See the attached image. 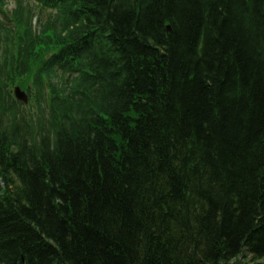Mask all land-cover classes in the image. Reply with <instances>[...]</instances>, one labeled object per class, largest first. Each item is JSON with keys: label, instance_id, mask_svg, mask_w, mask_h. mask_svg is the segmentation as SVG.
Returning a JSON list of instances; mask_svg holds the SVG:
<instances>
[{"label": "trees", "instance_id": "trees-1", "mask_svg": "<svg viewBox=\"0 0 264 264\" xmlns=\"http://www.w3.org/2000/svg\"><path fill=\"white\" fill-rule=\"evenodd\" d=\"M37 1L0 64V264H264V0Z\"/></svg>", "mask_w": 264, "mask_h": 264}, {"label": "rangeland", "instance_id": "rangeland-1", "mask_svg": "<svg viewBox=\"0 0 264 264\" xmlns=\"http://www.w3.org/2000/svg\"><path fill=\"white\" fill-rule=\"evenodd\" d=\"M7 3H10V4H8L6 7H4V10H3L4 12H5V11L13 10V8H14V5H13L14 2H13L12 0H7ZM33 25H34V26H37V23H36L35 20L33 21ZM19 34H20V33H18L17 35H19ZM12 39H13V41H14L15 38L13 37ZM18 43H19V42H17V45H18ZM21 54H22V53H20V55H21ZM8 72L10 73L9 70L6 71V73H8ZM18 83H19V82H18ZM23 84H25V85L27 86V82H26V81H23ZM22 88L24 89L23 86H22ZM5 97H6V99H8L9 96H5ZM12 98H13V97H12ZM29 105H30V104L28 103V106H27V107H21V108H22L23 110H25L26 113H31V114H33L34 111L31 109V107H29ZM33 115L35 116V114H33ZM47 129H48V128H47ZM50 131H51V132L56 131V127L51 126V127H50ZM247 259H248V257H247Z\"/></svg>", "mask_w": 264, "mask_h": 264}, {"label": "bare ground", "instance_id": "bare-ground-1", "mask_svg": "<svg viewBox=\"0 0 264 264\" xmlns=\"http://www.w3.org/2000/svg\"><path fill=\"white\" fill-rule=\"evenodd\" d=\"M50 3L54 4L55 2H50ZM54 5H56V4H54ZM24 115H26V114H24ZM27 116H29V114H27ZM16 127H17V125H15V123H11L10 128H16Z\"/></svg>", "mask_w": 264, "mask_h": 264}, {"label": "water", "instance_id": "water-1", "mask_svg": "<svg viewBox=\"0 0 264 264\" xmlns=\"http://www.w3.org/2000/svg\"><path fill=\"white\" fill-rule=\"evenodd\" d=\"M167 29H168V31L170 30L169 27H168ZM17 97H18V98H22L21 95H17ZM23 100H24V98H23Z\"/></svg>", "mask_w": 264, "mask_h": 264}]
</instances>
